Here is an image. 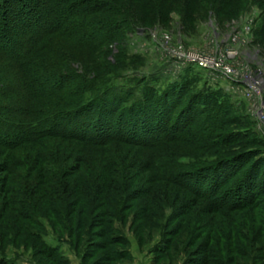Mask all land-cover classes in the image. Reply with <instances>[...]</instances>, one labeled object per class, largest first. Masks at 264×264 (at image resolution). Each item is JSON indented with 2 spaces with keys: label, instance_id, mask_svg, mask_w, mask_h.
I'll list each match as a JSON object with an SVG mask.
<instances>
[{
  "label": "trees",
  "instance_id": "trees-1",
  "mask_svg": "<svg viewBox=\"0 0 264 264\" xmlns=\"http://www.w3.org/2000/svg\"><path fill=\"white\" fill-rule=\"evenodd\" d=\"M35 1L37 12L34 11V5H30L27 0H3V4H0V59L9 63L7 68L15 69V78L17 77L9 79L7 70H2L4 76H0V97L3 98L0 100V146L9 151L4 158V164L0 165V175L3 176L0 177V191L6 194L7 205L13 207L16 204L13 194L30 196L28 187H33L32 191L36 187L35 192H31L35 198L44 197V205L48 203L49 196L57 197L62 188L64 194L73 189L74 197L66 200V207L59 208L60 210L50 208L54 212L47 216L59 221L57 229L68 232L67 240L75 250L81 249L82 236L92 234L97 237L98 240L87 243L83 259L86 263L95 258L98 251L105 249L110 250V253L102 255L96 264H113L115 260L124 258L127 251L119 249L118 246L125 245L128 239L112 227L113 221L124 207L120 209V206H109L111 209H102L99 212L98 209L105 205L102 203L91 208V203L81 200V183L74 180L75 173H68L78 172L82 169V163L88 159L90 161V157L85 156V148L106 146L104 156H100L102 167L104 171L114 173L122 187L123 164L120 154L110 150L109 144L113 141H124L145 146L150 152L152 150L154 155L149 158L147 169L154 184H177L179 181L200 199L206 200L209 207H202L201 211L206 216L209 215L207 217L210 225L219 216H227L229 220H225L220 228L225 227V231L238 230L237 233L243 241L249 235L241 233L239 227L251 226L254 230V241L251 242L255 245L263 231V228L259 229L257 226L262 222L248 214L240 217L233 214L244 212L248 205L251 206L264 197L261 159L249 163L247 168L244 167L245 163L240 167L229 164L239 163L244 154L223 160H206L196 172L195 164H182L179 154L171 150L174 144H184L201 150L223 141L225 134L222 132L227 122L225 116L230 113L225 101L226 94L221 89L194 92L186 101L188 106L184 112L175 114L176 119L172 125L171 111L176 107L178 98L183 97L192 84V77L185 76L179 82L169 83L163 90L157 89L155 85L145 86L140 89L144 91L141 98H138L141 100L130 103V97L134 96L132 89L126 92L117 91L112 81L101 73L90 71L91 69L84 66H76L75 62L78 60H74L63 50L50 52L48 48L50 42L61 39L71 40L87 51H93L90 48L101 49L99 55H104L110 44H118L121 52L138 22L133 14L137 8L135 3L139 0ZM146 1L157 4L156 0ZM170 1L163 0L162 8ZM256 1L264 6V0ZM231 3L232 0H220L219 12H232ZM13 18L19 29L16 32L18 34L10 35L6 29ZM258 31L259 35L263 34L264 26ZM132 79L139 84H146L147 77ZM53 139L59 141L55 148L48 145ZM69 141L76 143L72 148L75 151L70 155L78 164L64 167L63 161L68 155L65 145L68 146ZM3 154L0 152V155ZM38 170L37 181H31ZM235 181V187L222 191L225 186ZM86 184L93 187L88 181ZM150 212V207L143 206L137 221H145L146 214ZM32 217L35 218V215L27 216L34 222ZM39 223L40 220L38 225ZM150 223L151 227L155 225L152 221ZM211 228L205 242L188 258V264L236 263V256H242L243 250L240 243H235L234 233L229 235L227 250L223 254L219 251L210 253L213 239L223 241L226 233L216 232L214 237L216 229ZM182 229L179 224L169 232L178 236ZM135 231L141 239V228L138 227ZM41 234L45 233L38 234L41 244L51 257H58L59 247L49 245ZM89 247L91 251L88 250ZM163 250L164 253L177 252L176 248L170 246Z\"/></svg>",
  "mask_w": 264,
  "mask_h": 264
},
{
  "label": "rangeland",
  "instance_id": "rangeland-1",
  "mask_svg": "<svg viewBox=\"0 0 264 264\" xmlns=\"http://www.w3.org/2000/svg\"><path fill=\"white\" fill-rule=\"evenodd\" d=\"M27 1L34 5V11L37 12L36 1ZM162 2L163 0H156L157 4L154 1L149 4L146 0H139L135 3L137 8L133 15L138 22L121 52L118 44H110L106 53L99 55L101 49L90 48L93 51H87L71 40L61 39L50 42L49 51L63 50L74 60H78L75 62L76 66L97 71L111 80L117 91L126 92L132 89L134 96L130 97V103L141 100L138 98H141L144 91L140 89L145 86L155 85L157 89L163 90L169 83L179 82L185 76L192 77V84L183 97L178 98L176 107L171 111L172 125L176 119L175 114L184 112L188 106L186 101L194 92L221 89L227 96L225 101L227 110H230L225 116L227 122L222 132L225 134L223 141L201 150L184 144H174L171 150L179 154L178 158L182 164H195L196 172L206 160H223L243 154L242 161L229 164L240 167L245 163L244 167L247 168L253 161L261 159L260 167L264 171V33L259 35L258 31L264 26V6L256 0H232V12L221 14L218 8L220 0H171L165 8H162ZM1 3L3 4V0H0ZM27 8L29 10V7ZM15 18L8 22L6 30L10 35H14L19 29ZM188 52H198L214 58L213 67H204L199 62L183 65L176 55ZM8 64L6 60L0 59V76H4L2 70H7V76L13 79L16 71L7 68ZM222 69L230 71V75L225 76ZM134 77H147L146 84L133 81ZM0 100L3 98L0 97ZM50 142L48 145L54 146L53 148L59 143L54 139ZM69 142L68 146L65 145L67 156L75 151L72 148L76 146L75 142ZM109 146L115 154H120L119 158L123 164L122 187L119 186L116 175L111 171H104L102 167L100 156H104L106 146L85 148V156L90 157V161L88 159L82 163V169L78 172L68 173H75L74 180L81 183V200L91 203V208L102 203L105 205L98 209L99 212L102 209L107 210L109 206H120V209L124 207L113 221L112 227L128 239L125 245L118 246L127 252L124 253V258L115 260L113 264H188V258L205 242L212 231L211 227L216 229L214 237L216 232H226L227 236L223 235V241L213 239L210 253L219 251L223 254V251L227 250L229 235L234 233L235 243H240L243 250L242 256H236L234 264H264V197L262 200H256L257 203L248 205L244 212L233 214L235 217L248 214L262 222L258 223L257 227L263 228V231L254 245L251 242L254 241V230L251 226L239 227L241 233L249 235L247 240L243 241L237 233L238 230L225 231V227L220 228L225 220H229L227 216H219L213 225H210L207 217L209 215L206 216V213L201 211L202 207H209L206 200L200 199L179 181L177 184H154L147 169L148 160L154 155L152 150L150 152L145 146L124 141H113ZM0 152L4 153L0 155V165H3L9 151L0 146ZM67 156L63 161L64 167L77 166L78 161H74L71 155L68 158ZM39 171H36L31 181H37ZM86 181L93 187H88ZM236 181L225 186L222 191L235 187ZM31 188L33 187H28V197L13 194L12 197L16 201L13 207L7 205L6 194L0 191V264H96L102 255L110 253L108 249L98 251L95 254L98 258H92L86 263L83 259L87 243L98 240L97 237L92 234L82 236L81 249L75 250L67 240L68 232L57 229L59 221L47 216L48 213L54 212L50 211V208L66 207V200L74 197L73 189L64 194L62 188L55 198L47 196L48 203L44 205L46 199L35 198L32 192H35L36 187L34 191ZM143 206L150 207L151 212L146 214L145 221H137ZM63 209L61 210L64 212ZM180 214L185 216L177 218ZM32 215H35V218L32 217L34 222L27 218ZM150 221L155 225L149 226ZM179 224L183 227L179 235L170 234L169 230L173 231ZM138 227L141 228V239L135 233ZM30 229H36V232ZM37 233H45L41 234L43 239L49 245L59 247L58 257L50 256ZM166 246L176 248L177 252L164 253L163 248ZM259 248L261 250H258ZM88 250L92 249L89 247Z\"/></svg>",
  "mask_w": 264,
  "mask_h": 264
},
{
  "label": "built area",
  "instance_id": "built-area-1",
  "mask_svg": "<svg viewBox=\"0 0 264 264\" xmlns=\"http://www.w3.org/2000/svg\"><path fill=\"white\" fill-rule=\"evenodd\" d=\"M176 58L178 61H181L183 65H187L190 62H199L201 65L207 68H210L212 64L214 65V58L204 56L203 54H199L198 52H188L186 54L179 53L176 55ZM222 73L227 76L230 75L231 72L226 69H222Z\"/></svg>",
  "mask_w": 264,
  "mask_h": 264
},
{
  "label": "bare ground",
  "instance_id": "bare-ground-1",
  "mask_svg": "<svg viewBox=\"0 0 264 264\" xmlns=\"http://www.w3.org/2000/svg\"><path fill=\"white\" fill-rule=\"evenodd\" d=\"M196 55V54H195ZM197 56V55H196Z\"/></svg>",
  "mask_w": 264,
  "mask_h": 264
}]
</instances>
